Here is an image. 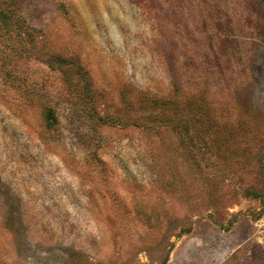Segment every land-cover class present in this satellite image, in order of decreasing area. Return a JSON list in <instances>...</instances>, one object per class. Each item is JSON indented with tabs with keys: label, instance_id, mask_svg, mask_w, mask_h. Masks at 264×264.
I'll list each match as a JSON object with an SVG mask.
<instances>
[{
	"label": "rangeland",
	"instance_id": "obj_1",
	"mask_svg": "<svg viewBox=\"0 0 264 264\" xmlns=\"http://www.w3.org/2000/svg\"><path fill=\"white\" fill-rule=\"evenodd\" d=\"M0 264H264V0H0Z\"/></svg>",
	"mask_w": 264,
	"mask_h": 264
},
{
	"label": "trees",
	"instance_id": "obj_2",
	"mask_svg": "<svg viewBox=\"0 0 264 264\" xmlns=\"http://www.w3.org/2000/svg\"><path fill=\"white\" fill-rule=\"evenodd\" d=\"M46 117L48 118L49 121L54 122L55 118H54V114L51 108L47 109Z\"/></svg>",
	"mask_w": 264,
	"mask_h": 264
}]
</instances>
